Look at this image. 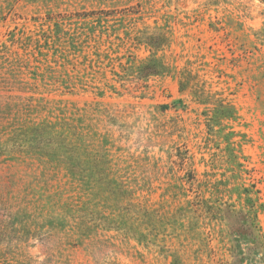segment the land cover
I'll list each match as a JSON object with an SVG mask.
<instances>
[{
	"label": "rangeland",
	"instance_id": "obj_1",
	"mask_svg": "<svg viewBox=\"0 0 264 264\" xmlns=\"http://www.w3.org/2000/svg\"><path fill=\"white\" fill-rule=\"evenodd\" d=\"M0 264H264V0H0Z\"/></svg>",
	"mask_w": 264,
	"mask_h": 264
},
{
	"label": "trees",
	"instance_id": "obj_2",
	"mask_svg": "<svg viewBox=\"0 0 264 264\" xmlns=\"http://www.w3.org/2000/svg\"><path fill=\"white\" fill-rule=\"evenodd\" d=\"M155 66H156V64H155ZM151 71H154V68H151Z\"/></svg>",
	"mask_w": 264,
	"mask_h": 264
}]
</instances>
